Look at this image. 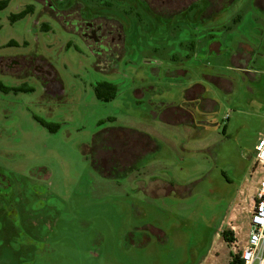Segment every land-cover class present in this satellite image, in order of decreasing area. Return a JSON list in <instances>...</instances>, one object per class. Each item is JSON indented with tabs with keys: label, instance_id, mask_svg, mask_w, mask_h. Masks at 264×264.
I'll list each match as a JSON object with an SVG mask.
<instances>
[{
	"label": "rangeland",
	"instance_id": "rangeland-1",
	"mask_svg": "<svg viewBox=\"0 0 264 264\" xmlns=\"http://www.w3.org/2000/svg\"><path fill=\"white\" fill-rule=\"evenodd\" d=\"M20 3L0 12V53L24 52L27 42L51 61L62 90L44 95L32 79L25 87L34 93L0 89V264H230L240 256L224 233L234 215L248 228L246 210L233 208L248 207L264 134V13L254 0L206 21L193 11L127 32L132 43L114 64L89 58L76 41L69 48V36L44 31L36 16L12 25ZM11 41L20 47L7 48ZM101 83L111 86L101 88L104 99ZM189 83L205 87V109L217 103L197 118L210 124L192 130L168 124L165 112L185 102ZM118 129L152 145L121 136L99 145L114 150L93 146ZM164 183L180 187L152 197ZM156 227L168 241L156 239Z\"/></svg>",
	"mask_w": 264,
	"mask_h": 264
},
{
	"label": "flooded vegetation",
	"instance_id": "flooded-vegetation-1",
	"mask_svg": "<svg viewBox=\"0 0 264 264\" xmlns=\"http://www.w3.org/2000/svg\"><path fill=\"white\" fill-rule=\"evenodd\" d=\"M1 1H7L8 4L0 12L6 10L11 3V0ZM17 1L23 4V9L10 16L12 25L36 16V23L44 31L54 34L61 32L69 36V48L76 41L88 51L89 58L99 63L114 64L124 56L127 47L132 43L127 39V32H138L155 24H168L175 18H183L193 11L200 13L201 21L205 15L212 19L224 10V6H230L232 0ZM13 46L20 47V44L11 41L7 48ZM29 47L30 44L25 42L24 52L0 53V89L9 90L14 95L24 91L34 93V87H25L27 80L32 79L41 86L44 95L61 91V82L51 61L38 50H28ZM7 82H10L9 86L6 85ZM17 82L21 83L18 85ZM3 180L0 175V181ZM4 184L5 182L1 186Z\"/></svg>",
	"mask_w": 264,
	"mask_h": 264
},
{
	"label": "built area",
	"instance_id": "built-area-1",
	"mask_svg": "<svg viewBox=\"0 0 264 264\" xmlns=\"http://www.w3.org/2000/svg\"><path fill=\"white\" fill-rule=\"evenodd\" d=\"M255 182L252 194H247L245 204L237 203L233 211L246 210L249 216L248 228L244 230L237 224V215L228 222L234 237L235 250L240 248V258L244 264H264V134L260 135L255 150L253 174ZM243 194V192H242Z\"/></svg>",
	"mask_w": 264,
	"mask_h": 264
},
{
	"label": "crops",
	"instance_id": "crops-1",
	"mask_svg": "<svg viewBox=\"0 0 264 264\" xmlns=\"http://www.w3.org/2000/svg\"><path fill=\"white\" fill-rule=\"evenodd\" d=\"M236 0H232L230 2L231 5H233V3ZM230 5V6H231ZM254 7L260 11L261 13H264V0H254ZM225 9V6L224 8ZM224 11V10H223ZM222 11V12H223ZM221 13V12H220ZM219 13V14H220ZM217 15V14H216ZM213 16L212 19L214 17ZM207 19H210V17H208V15H205L203 17V21H206ZM214 46V47H213ZM212 48H214L217 52V54H229L230 57L232 58L233 63L236 64V67L238 68V70H243L246 69V67L244 66L242 59L241 62H239V56L236 53V51L234 53H230L231 49L228 48L227 45L223 44L222 42H214L213 45L211 46ZM240 49H246L249 50L250 48L248 46H245L244 44H242V48ZM246 66L248 67V62L246 64ZM188 74H190V71L185 69V76L188 77ZM190 78V77H189ZM188 78V79H189ZM217 80H221L220 78H216ZM221 85L229 90L232 91V85L226 80V81H222L221 80ZM190 84V83H189ZM185 102L179 106H175L173 105L174 103H171L170 105H167V110H165V112L168 113L169 115V122L168 124L171 123H175V124H180V123H185V127L188 130H192L194 128H198L200 126H204V125H209L210 123H205V121H197V118H199L202 114H210L214 111V108L216 107L217 103L215 101H211V102H215V105L213 108L211 109H205L203 107V103H202V97H203V93L205 92V87L201 84V83H193L190 84V86H187V84H185ZM162 105H166V104H162ZM179 114L183 115L185 114V118H181V119H177L175 116H178ZM198 116V117H197ZM204 123V124H203ZM153 184V183H152ZM176 187H180V186H176L175 184H169V183H164L162 184L161 191H159V188L157 189H153L151 188L150 193L151 196L154 197L157 195V193H161L164 194V192H162V190H165V193H169L168 190L170 189H174ZM227 217V216H226ZM225 217V219H226ZM225 223V220L224 222ZM157 231V235L160 239L163 240V242L168 241V232L163 229V228H155ZM165 238H168L165 240Z\"/></svg>",
	"mask_w": 264,
	"mask_h": 264
},
{
	"label": "trees",
	"instance_id": "trees-1",
	"mask_svg": "<svg viewBox=\"0 0 264 264\" xmlns=\"http://www.w3.org/2000/svg\"><path fill=\"white\" fill-rule=\"evenodd\" d=\"M7 4H8V2L7 1H1L0 2V10H2V9H4V8H6L7 7ZM230 4V3H229ZM225 8H227V7H225ZM102 87H108V88H110L111 86L109 85V84H104V83H101V84H99V86H98V88H97V93H98V96L100 97V98H103L102 97V93L100 92L101 91V88ZM104 99V98H103ZM45 125H47V124H45ZM123 137V141L125 140L126 142H128L127 140L129 139V138H132V137H134V138H137V141L139 142V139H140V141H144V143H146L145 145L146 146H151L152 144V142H151V140H150V138L149 137H142L141 135H137L134 131L132 132V131H128L127 129H118V130H116V131H112L111 133H107V132H103V133H100L97 137H96V140H95V142H94V147L96 148V147H98V150H105V148H106V146L107 147H111V149L112 150H114V148H113V146H111V144H107L106 146H99L104 140L105 141H109L110 140V142H112L113 141V138L114 137H117V138H119V137ZM106 137H108V139L106 140ZM103 147V148H102ZM94 148V149H95ZM117 152H119V150H117ZM101 169H103V168H101ZM232 234H231V232L230 231H227V232H225L224 233V238H225V240H227L228 242H231L232 240H233V238H232V236H231ZM230 264H244L243 263V261L241 260V258H240V256H236L235 257V259L230 263Z\"/></svg>",
	"mask_w": 264,
	"mask_h": 264
}]
</instances>
